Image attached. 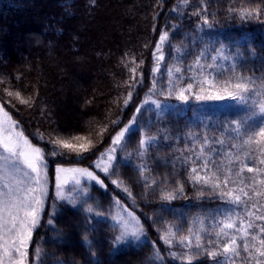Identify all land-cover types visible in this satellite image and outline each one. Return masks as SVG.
Segmentation results:
<instances>
[{
  "label": "trees",
  "instance_id": "obj_1",
  "mask_svg": "<svg viewBox=\"0 0 264 264\" xmlns=\"http://www.w3.org/2000/svg\"><path fill=\"white\" fill-rule=\"evenodd\" d=\"M254 6L264 7V0H0V105L49 164L92 166L135 116L112 167L100 175L103 186L88 185L86 197L57 203L53 215L51 191L29 244L28 264H187L188 255L194 256L192 264H233L223 254L211 258L207 252L227 242L216 236L222 220L247 219V211H257L251 204L259 198H242L237 205L221 192L252 184L254 172L245 168L236 176L242 163L264 167L258 152L241 147L246 130L261 117L249 118L253 110L242 105L197 110L195 102L209 87L201 86L208 79V46H225L234 56L210 81L251 77L264 95L259 88L264 14L251 13ZM164 32V59L157 62L153 53ZM189 84L187 98L177 99ZM235 122H241L239 132ZM75 136L92 142L82 156L53 143H80L72 140ZM141 139H146L143 147ZM193 168L201 176L216 173L221 187L194 181ZM225 175L231 177L227 187ZM245 190L251 195L250 187ZM168 192L173 199L164 198ZM120 205L139 218L144 228L139 241L115 242L119 227L113 216ZM168 228L175 234L171 245L161 239ZM181 236H190V247L179 242ZM257 259L264 260L241 247L234 264H256Z\"/></svg>",
  "mask_w": 264,
  "mask_h": 264
},
{
  "label": "snow or ice",
  "instance_id": "obj_2",
  "mask_svg": "<svg viewBox=\"0 0 264 264\" xmlns=\"http://www.w3.org/2000/svg\"><path fill=\"white\" fill-rule=\"evenodd\" d=\"M253 11L256 10L254 9ZM243 14L251 15L247 10H244ZM205 23H207L206 20ZM167 39L168 33H162L159 42L156 45V51L153 53L157 62L164 59L162 45ZM213 59H215V57H213ZM196 63L199 64V57L197 58ZM158 66L157 63V68ZM208 67H212V65H208ZM157 68H154L153 71L155 72ZM133 71H135V69H133ZM175 71L179 72L180 69L176 68ZM204 84H208L213 88L217 87L213 81H209L206 77L201 81V86ZM259 88L264 89V81L260 82ZM191 89V84L187 86V89H181L177 95V99L185 100L187 98L184 95L185 91H190ZM252 93L262 95L261 92L257 91L256 81L251 77L237 75L233 79L225 80L223 86L217 89V94L214 98L222 99L226 94L233 100L244 101L246 97L250 96ZM8 94L10 96L15 95L20 99L21 103H29L28 100L21 99L19 93L9 92ZM203 98L205 97L197 96V99ZM207 98L213 97L209 96ZM124 103L127 104L128 100H125ZM153 103H156L157 107H159L158 102L153 101ZM258 108L261 120L255 127L246 130V139L243 140L241 147L258 152L260 155L257 159L261 165H264V95H262ZM137 111L139 112V109H137ZM0 113H2L4 117V119H0V170L5 167L15 168L17 164L23 165L25 169L29 170L28 172H25L24 175L28 177L31 182L27 187L19 189L17 193L12 191L10 185L4 184V188L8 191L0 193V264H28V248L32 241L33 231L40 221V212L43 207V195L46 192L44 187V179L46 176V172L44 171L46 167L45 157L39 147H33L27 139L23 138L22 133H16L14 131L15 121L11 119L6 111L0 108ZM113 123H115V121ZM235 123L237 124L235 131L239 132L241 122ZM129 130L130 125L121 129L112 138V144H121L125 138V134ZM101 131L103 132L104 130L102 129ZM147 139L151 140L155 139V137ZM72 140L79 141L80 143H73L70 140L63 139H55L53 143L61 148L77 152L78 154H81V156L84 152H87L90 147H93L92 142L83 136H75ZM145 143L146 139H141V147H143ZM232 147H236V145H232ZM112 152H115V148L109 149L107 153H102L101 156L107 154L108 159L106 162L102 161L96 165L97 168H101L105 173H108L109 168L112 167ZM53 154L55 155L56 153L54 152ZM236 159L239 160V156H237ZM202 167L207 169V163L203 164ZM245 168L249 173H255L252 184H245L243 187H239L235 190L229 189L228 191H222L221 194L228 197L230 201L237 205L242 203V198H247V201H253L256 200V198H259L257 203L251 204V208L257 209V211H247V219L243 217L228 216L222 220L220 222L221 227L216 232V236L218 238L227 237V242L223 244L222 249L218 246L217 250L207 252V256L211 258H216L223 254L226 258L231 259L233 264L235 257L240 255L241 247L243 248V251L249 253L250 256L264 258V225H255L253 223L254 220L264 221V179H256L257 176L264 175V167L254 169L242 163L239 171L236 172V176L239 177ZM16 170L19 171V169ZM29 172L31 175H29ZM192 173L191 178L196 182L211 184L213 188L217 189L221 187V181L214 172L210 175L206 174L201 176L197 169L193 168ZM56 174L58 196L61 198H63L64 187L70 182H73L75 185H80L81 177H86L103 186V182L87 168L57 167ZM230 179L231 177L229 175H225L223 181L225 187H227ZM112 183L118 184L122 183V181L118 182L117 180H113ZM240 183L243 184V180H241ZM249 187L251 188V195L245 190V188ZM180 190L182 191V189ZM84 191L87 190L85 189ZM125 191H128V189H125ZM164 198L171 200L173 199V194L171 192L165 193ZM91 210V208L87 209V211ZM258 212L260 214H257ZM128 216L131 217L132 221H135L136 226L129 229L128 222L123 221V231L120 235L116 236V243L122 242L128 236L139 241L144 234V230L140 226V221L130 212L128 213ZM49 223L51 224V220H49ZM230 229L234 230V234L229 235L227 230ZM253 229H256V231H250ZM189 232L191 233L192 230L189 229ZM194 235L196 241L195 247L199 249L201 248V236L199 232H196ZM174 236L175 234L172 229L168 228V230L161 236V239L164 240L166 244L171 245ZM179 242H189L188 246H191L190 236L179 237ZM40 255L41 249L37 248V259L40 258ZM193 259L194 256L192 255L185 257L187 264H192ZM256 264H264V260L257 259Z\"/></svg>",
  "mask_w": 264,
  "mask_h": 264
},
{
  "label": "rangeland",
  "instance_id": "obj_3",
  "mask_svg": "<svg viewBox=\"0 0 264 264\" xmlns=\"http://www.w3.org/2000/svg\"><path fill=\"white\" fill-rule=\"evenodd\" d=\"M254 9L256 11H253ZM249 11L251 13H263L264 14V7L258 8L256 6H254ZM207 49L210 50V56L205 62H207L206 65H212V67H208L207 66L208 69H207L206 73L204 71V73H205L204 75L207 76L208 80L210 81V79L212 78L213 74H216L218 71H220L222 69H225V67L227 65L231 64V63H227V62H230L234 58V56H233V54L228 52L229 51L228 48H225V46H222V45H219V47L214 48V50H212L209 46L207 47ZM213 57H215V59H213ZM216 85H217L216 88H213V87L209 86L206 89L208 91L205 94L199 95V96H202V97H205V98L196 100L195 107L197 108V110L203 109L205 106L215 107L216 104L219 105V106L242 105L244 107H247V108H250V109L253 110V114L250 113V115L248 116L249 118L256 117L259 114L258 105L260 103L262 95H257V96H251L250 95V96L246 97V99L244 101L233 100L230 97H228L226 94L224 95V98L216 99L214 97L217 94V89L222 87L223 83L222 84L221 83L220 84H216ZM209 96H211L213 98H207ZM0 108H2L1 105H0ZM206 115H207V117H209L210 113L206 114ZM134 118H135V116H133V118L128 119L126 125L127 126H129V125L131 126L133 124V122H134ZM0 119H4L2 113H0ZM130 122H131V124H130ZM14 131L16 133H21L19 131V129L16 127V125H15ZM23 138L27 139L24 135H23ZM30 144H32V143H30ZM32 146L33 147H37L34 144H32ZM118 146H120V144L119 145H113L112 144L111 146L105 148L97 156V159H95L93 161L92 166L87 165V166H82V167H76V166L67 167V166H60V165H54V164L51 165V164H49L48 159L44 156L45 157V164H46V167L44 169V171L46 172V176H45V179H44V187L46 189V192L43 195V207H42L41 212H40V221H41V219L43 217V214L45 212V209H46V207H47V205L49 203L48 196L50 195L51 191L53 192V199H52L53 205L50 207L51 208L50 215H53L54 209H55V206H56L57 203H59V202L77 203L79 200H82L84 197L87 196V194H88V189H87L88 185H90L92 183H96L95 181L90 180V179H88L86 177H81L80 185H75L73 182H70L68 185H66L64 187L63 198H61L60 196H58V189H57V183H56V175H57L56 174V168L57 167H63V168H87L89 171H92L94 173V175H96L101 180V176L100 175H104L105 172H103L101 170V168H97L96 165L98 163H101L102 161L106 162L107 159H108L107 154L104 155V156H101V154L102 153H107L108 150L111 149V148H115V150H116V148ZM111 155L113 156V160H114L115 152H112ZM113 160H112V162H113ZM112 162H111V164H112ZM16 169H19V171H17ZM28 171L29 170L25 169L23 167V165H20V164H17L15 166V168L5 167L2 170H0V193L8 191L7 189L4 188V184L10 185V187H11V189H12V191L14 193H17L19 189L27 187L31 182L29 181L28 177H26L24 175V173L28 172ZM51 171H53V172H51ZM29 175H31L30 172H29ZM98 185H100V184H98ZM32 186H35V185H32ZM85 189L87 191H84ZM232 190H235V189H232ZM18 194H22V193H18ZM129 212L132 213V215L135 216L139 220V218L134 214V212L131 209H129L128 207L124 206V205L117 206V208L115 210V213H114V216H113V222L115 224H117L118 227H119L118 235H120L121 232L123 231V224H122L123 221H127L128 222V228L129 229H131V228L136 226L135 225V221H132L131 217L128 216ZM40 221H39V223H40ZM140 226L143 228L141 222H140ZM35 229H34V231H35ZM34 231H33V233H34ZM127 241H137V240L132 238L131 236H128L122 242H127Z\"/></svg>",
  "mask_w": 264,
  "mask_h": 264
}]
</instances>
